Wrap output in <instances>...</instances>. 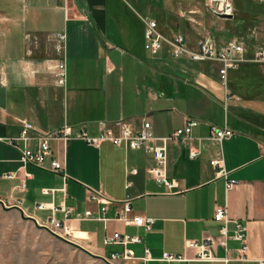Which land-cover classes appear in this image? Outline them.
I'll use <instances>...</instances> for the list:
<instances>
[{
	"label": "crops",
	"instance_id": "1",
	"mask_svg": "<svg viewBox=\"0 0 264 264\" xmlns=\"http://www.w3.org/2000/svg\"><path fill=\"white\" fill-rule=\"evenodd\" d=\"M233 5V18L221 20L203 14L204 0H0V206L41 226L50 211L36 210L38 204L101 216V206L90 199L98 192L107 200L109 221L71 219L65 225L72 236L69 243L101 261L121 251L103 245L115 232L141 239L129 246L136 257L147 248L154 259L164 253L191 258L185 242L217 240L223 224L213 215L225 208L229 234L235 221L241 223L248 247L246 262L228 264L264 262V64L246 63L230 71L225 88L215 63L173 59L165 44L155 55L144 49L143 20L152 19L166 38L180 32L190 46L204 36L217 45L236 40L251 52L256 46L242 38L250 26L264 24V6L256 3V9L244 0H233ZM63 33L66 48L59 54L55 38ZM63 57L64 88L53 80ZM186 118L199 122L191 146L200 155L191 160L187 147L167 145L166 175L176 184L172 194L148 173L154 162L144 150L109 142L94 147L77 139L63 148L54 142V156L65 161L63 179L21 167L19 153L4 141L19 135L23 121L39 132L67 125L92 137L99 134V122L123 120L137 132L146 121L159 138L181 128ZM210 126L227 127L233 134L219 146L208 140ZM220 156L228 178L237 182L228 191L209 165ZM125 202L131 217L154 221L150 232L113 220ZM56 217L62 220L61 214ZM238 247L228 240L229 258H236ZM213 252L225 255L220 247Z\"/></svg>",
	"mask_w": 264,
	"mask_h": 264
},
{
	"label": "built area",
	"instance_id": "2",
	"mask_svg": "<svg viewBox=\"0 0 264 264\" xmlns=\"http://www.w3.org/2000/svg\"><path fill=\"white\" fill-rule=\"evenodd\" d=\"M68 0H65L67 4ZM259 5L264 6V0H257ZM204 12L213 19H221L224 16H232L235 13L233 0H204ZM191 11L190 13H194ZM184 17L185 13H181ZM222 20V19H221ZM144 31V49L151 55L157 54L163 47L167 45L169 53L173 59L185 58L192 63L212 62L219 66L218 77L222 85L226 88L228 81V73L240 68L246 63L264 64V47H255L251 52L246 50V47L236 41L231 40L222 45H217L209 36L201 37L194 46H190L186 36L183 33H176L170 38H166L158 30V24L155 20H143ZM56 50L59 54H63L66 48V35L58 34L55 38ZM53 80L56 86L64 88L67 81L65 58H61L55 67ZM199 122L195 119L186 118L184 125L173 131L171 134L163 137H155L151 131L149 122L144 121L141 129L133 132L131 128L123 121L119 120L112 124L99 122L97 127L99 134L95 137L89 136L84 130H74L71 126L64 125L61 129L52 132H39L33 125L27 121H23L20 127V133L16 138L4 140L5 143L14 148L19 153V163L21 167L33 166L54 174L65 176V161L64 157L58 158L54 156L52 144L60 143L63 148L65 144L73 139L82 140L90 146L98 147L103 142H109L114 147L131 150H144L152 154L154 165L148 169V173L153 176L157 183L164 186L167 194H172L176 187L175 181L169 180L166 175L167 164V145L171 142H176L189 149L188 156L191 160L199 157V150L191 146L193 130L198 127ZM232 131L227 127L219 128L210 126L208 140L221 145L223 141L232 136ZM152 143H158L151 145ZM209 165L215 171V177L225 180L226 190H230L237 185L235 180L228 178L229 172L224 166V160L220 156L209 162ZM7 178H13V175H7ZM24 185L22 184L21 188ZM64 191V188L62 189ZM51 191L44 190L45 194ZM91 201L100 205L101 216H94L91 211L84 213H74L70 208L60 205L51 206L48 208L44 204L36 205V210H49L50 215L41 227L48 232L57 235L63 240L72 239L69 228L65 222L71 219L77 221H99L106 223L109 221L106 218V203L107 200L98 192H92ZM61 214L62 220L57 219L56 215ZM123 222L125 225H132L137 228H142L144 232H150L153 225V220L142 216L131 217V207L128 202L123 204L122 212L118 213L113 219ZM213 220L217 223H222L223 226L219 231V238L214 240L207 237L201 241H186L185 248L193 251L191 258L185 254L174 255L164 253L158 259H154L150 251L145 248L142 257H136L133 251L129 248L130 245L140 244L141 239L138 236H129L118 232L107 236L103 240L105 247L114 246L121 247V251L112 252L108 257L104 258L106 264H189L195 263H223L228 264L231 261L246 262L247 261V241L245 227L235 221L234 230L229 234L227 225L229 219L225 208H217L213 215ZM228 240H233L238 243L239 247L236 251V258L231 259L228 256ZM220 247L224 250L225 255L222 258L214 255L213 249ZM264 264V262H260Z\"/></svg>",
	"mask_w": 264,
	"mask_h": 264
},
{
	"label": "rangeland",
	"instance_id": "3",
	"mask_svg": "<svg viewBox=\"0 0 264 264\" xmlns=\"http://www.w3.org/2000/svg\"><path fill=\"white\" fill-rule=\"evenodd\" d=\"M242 1L234 0V4L235 2L242 3ZM244 1L259 9L256 5L257 0ZM203 14L210 17L204 11ZM244 37L242 41L244 40L250 46L264 47V24L255 28L250 26ZM38 215L43 217L41 214ZM0 264L106 263L89 257L68 240H63L32 223L30 219L23 218L20 214L0 206Z\"/></svg>",
	"mask_w": 264,
	"mask_h": 264
},
{
	"label": "water",
	"instance_id": "4",
	"mask_svg": "<svg viewBox=\"0 0 264 264\" xmlns=\"http://www.w3.org/2000/svg\"><path fill=\"white\" fill-rule=\"evenodd\" d=\"M232 18H233L232 16L221 17L222 20H231Z\"/></svg>",
	"mask_w": 264,
	"mask_h": 264
}]
</instances>
